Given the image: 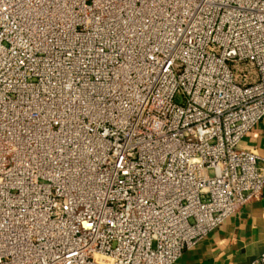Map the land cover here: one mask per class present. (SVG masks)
Returning a JSON list of instances; mask_svg holds the SVG:
<instances>
[{
  "label": "built area",
  "instance_id": "built-area-1",
  "mask_svg": "<svg viewBox=\"0 0 264 264\" xmlns=\"http://www.w3.org/2000/svg\"><path fill=\"white\" fill-rule=\"evenodd\" d=\"M263 118L264 0H0V264H175Z\"/></svg>",
  "mask_w": 264,
  "mask_h": 264
},
{
  "label": "crops",
  "instance_id": "crops-1",
  "mask_svg": "<svg viewBox=\"0 0 264 264\" xmlns=\"http://www.w3.org/2000/svg\"><path fill=\"white\" fill-rule=\"evenodd\" d=\"M242 148L264 157V118L242 139ZM264 251V187L223 223L186 249L175 264H248Z\"/></svg>",
  "mask_w": 264,
  "mask_h": 264
}]
</instances>
